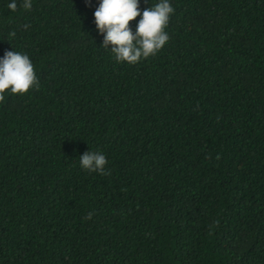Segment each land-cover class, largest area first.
Returning <instances> with one entry per match:
<instances>
[{"label":"trees","instance_id":"16d2710c","mask_svg":"<svg viewBox=\"0 0 264 264\" xmlns=\"http://www.w3.org/2000/svg\"><path fill=\"white\" fill-rule=\"evenodd\" d=\"M0 264H264V0H0Z\"/></svg>","mask_w":264,"mask_h":264}]
</instances>
